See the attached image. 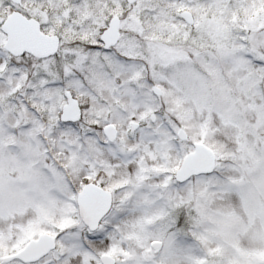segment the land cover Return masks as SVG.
<instances>
[{
    "label": "snow or ice",
    "instance_id": "snow-or-ice-1",
    "mask_svg": "<svg viewBox=\"0 0 264 264\" xmlns=\"http://www.w3.org/2000/svg\"><path fill=\"white\" fill-rule=\"evenodd\" d=\"M0 264H264V0H0Z\"/></svg>",
    "mask_w": 264,
    "mask_h": 264
}]
</instances>
